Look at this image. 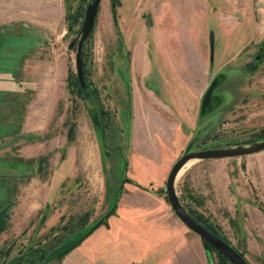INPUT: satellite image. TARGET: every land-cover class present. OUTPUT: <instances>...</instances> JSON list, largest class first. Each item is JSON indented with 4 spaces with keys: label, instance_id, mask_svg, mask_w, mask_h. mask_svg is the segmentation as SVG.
<instances>
[{
    "label": "rangeland",
    "instance_id": "obj_1",
    "mask_svg": "<svg viewBox=\"0 0 264 264\" xmlns=\"http://www.w3.org/2000/svg\"><path fill=\"white\" fill-rule=\"evenodd\" d=\"M88 1L0 0V30L6 34L0 111L24 114L21 132L41 137L1 147L2 138L22 136L3 135L0 161L33 159L35 170V160L46 157L43 175L33 172L17 183L0 233V264L18 256L20 264H38L31 248L51 251L72 240L112 206L120 188L115 212L46 264H231L180 221L165 182L192 138L193 150L247 145L264 129V0H118L115 18L111 1L101 0L83 44L84 81L93 97L79 98L67 76H77L75 54ZM184 41L204 58L195 54L191 67L183 64ZM215 79L201 113L202 100L193 95L203 98ZM143 86L163 105L146 106L148 123L139 117L134 125L132 93L146 91ZM35 108L41 116L33 125L29 114ZM159 112L181 124L161 127ZM70 125L74 139L67 141ZM175 189L184 206L220 225L250 264H264V150L192 159Z\"/></svg>",
    "mask_w": 264,
    "mask_h": 264
},
{
    "label": "water",
    "instance_id": "obj_2",
    "mask_svg": "<svg viewBox=\"0 0 264 264\" xmlns=\"http://www.w3.org/2000/svg\"><path fill=\"white\" fill-rule=\"evenodd\" d=\"M101 0H89L86 6L84 18L82 21V25L80 28L81 36L77 42V49L75 54V65H76V73L81 83L82 87H85L84 81V71H83V44L91 32L95 19L98 12V7L100 5ZM6 34L3 30H0V49L2 48L5 42ZM209 43H210V61H213V53H214V33L210 32L209 35ZM75 45V41H71L69 43V47L72 48ZM217 84V80H213L208 88L206 89L202 102H201V113L204 112L205 107L211 100V92L215 85ZM96 120V118H95ZM195 138H192L189 144L186 146L183 154L179 157V159L173 164L171 167L167 179L165 182V196L170 204V207L180 219V221L194 233H196L199 237L204 239L209 245L212 246L218 253L224 256L231 264H250L243 255L240 254L232 245L223 240L220 236L212 232L210 229L199 223L195 220L187 211V209L182 204L180 197L178 196L175 189V181L176 177L180 171V169L192 159L198 160H209V159H218V158H226V157H240L249 155L252 153H256L264 150V139L253 141L247 145H236L230 147H215V148H203L193 150ZM13 202L5 205L0 209V233L5 229L7 218L6 213L8 209L12 206ZM49 255L40 261L38 264H46L49 259Z\"/></svg>",
    "mask_w": 264,
    "mask_h": 264
},
{
    "label": "trees",
    "instance_id": "obj_3",
    "mask_svg": "<svg viewBox=\"0 0 264 264\" xmlns=\"http://www.w3.org/2000/svg\"><path fill=\"white\" fill-rule=\"evenodd\" d=\"M110 1H111V6H112V14H113V17L115 18V7L119 4V1L118 0H110ZM78 12L79 10H77L76 13L74 14V19L76 20L79 18L78 16H80L81 14ZM72 16L73 15H71L68 9V14L66 15V19L69 20L70 18H72ZM16 42H21V39L20 38L14 39L13 42H11L10 44L14 45ZM84 56L85 55H84V50H83V57ZM67 83H68L67 86L70 89V92L72 93L74 92L77 95V97L79 98L93 97V92H90L91 86L87 85L85 87H82L81 83L79 82L78 77L75 76V74H69L67 76ZM73 130H74V126L70 125L68 128V132H67V141H72L74 139ZM9 133L10 131L8 132L6 131L5 128L0 127V138L3 137V135L9 134ZM24 136L26 138H29V137L37 138V139L41 138L39 135H36V134H25ZM262 139H264V129L256 133V137L253 140L257 141V140H262ZM236 144L237 143L232 144V145H236ZM35 161L39 162V166L36 167L35 170L33 169V165H34L33 159L17 158V159L10 160V161L9 159H7L6 161H3V160L0 161V163L2 164L0 167L4 168L5 170L0 173L1 175L0 176L1 177L0 178V209L4 207L7 203H10L12 201V198L16 193L17 183L19 182V180H23L24 178H27L29 175L33 174V172L40 173L42 175H43V172H46L44 169L45 166H43L45 165L46 157L45 156L39 157ZM31 168H32V171H31ZM12 169H14L15 172H11ZM120 192H121V188L120 190H118L117 196L115 197L112 206L99 219H97L95 222L87 226L83 232L79 233V235L74 237L72 240L66 242L64 245L61 244L57 246L51 251H46L45 249L39 248V247H33L30 249V251L37 252L39 256V262L45 259L48 255L50 256V259L53 258V259L59 260L60 258H62L63 255L67 254L71 249H73L77 244H79L87 235H89L97 226L105 222L107 218L115 212V208L117 205V201L119 199ZM192 198L196 201L197 205L201 206L203 204V200L199 201L194 196ZM184 207L187 209L188 213L195 220H197L199 223H201L202 225L210 229L212 232H214L215 234H217L223 240H225L227 243L230 244L229 240H227L225 235L222 233L220 225L214 224L201 211L197 210L196 207L194 208H191L189 206H184ZM87 218H88V215L81 217L82 222L85 223L87 221ZM201 240L205 248H207L208 250H214L222 260H226L224 256H222L214 248H212V246L209 245L204 239L201 238ZM240 254L243 255L242 252H240ZM20 260H21V257L19 256V257L9 260L7 264H16V263L20 264L21 263Z\"/></svg>",
    "mask_w": 264,
    "mask_h": 264
},
{
    "label": "crops",
    "instance_id": "obj_4",
    "mask_svg": "<svg viewBox=\"0 0 264 264\" xmlns=\"http://www.w3.org/2000/svg\"><path fill=\"white\" fill-rule=\"evenodd\" d=\"M183 44H184L183 45V48L185 50V54H183L184 55L185 62L183 64L184 65H188L189 67H191L193 65L190 64L189 62H190V60H193L194 59V56L197 53L194 54L193 49L190 47L191 45H189L190 44L189 41H184ZM197 56L199 57L200 60H203L204 59L201 56V54L200 55L197 54ZM143 58L140 61H138V62H141V64L144 61L146 62V60H144ZM149 66L150 65L148 63L146 67H149ZM147 71H148V69H147ZM143 88L146 91L142 90V88H137L138 89V91H137L138 93L136 94L135 91H133L134 93H132V94H134V99H133V103H134V114H133V117H134V125L136 124L137 118H139V117H142L143 120L148 123V121H149V115L150 114L147 115L148 112H146V110H145L146 109V106L149 107V108H152L153 110H155L156 108L154 107V104H152V103L155 102V101L161 103L159 101V99H157V97H156V95H155V93L153 92L152 89H150L149 87L146 88L145 86H143ZM193 96L196 98V101H198V102H200L202 100V98L201 97H197V95H193ZM149 100H151V101H149ZM194 107H195V105L192 106L191 109H194ZM7 112L8 113L6 114V111H0V118H1L0 119V124H7V126L5 127V129L8 132L10 131V133L12 132L11 134H14L15 135L16 131H18V133H20L22 136H19V135L18 136H8V139L7 140H5V138L7 136L4 137V138H2L1 139V141H2L1 143L3 144V146H1V147H4V146L5 147H9V146H12V145L16 144L18 142V140H20L21 138H25L26 139V137L24 135L27 134V133L21 132L23 120L25 118V117L23 118V115L24 114H22L21 116L17 117V111H13L12 113H9L10 111H7ZM29 115H30V121L34 125L38 121V119L40 118L41 112L38 110V108H35V109H32V111L30 112ZM36 115H38V118L37 119H35V116ZM5 117L6 118H9L7 120H10L12 118V121L11 120L10 121L4 120L3 118H5ZM158 118H159V122H160V126L161 127H165V125H166L165 123H170V121H173V120H170L169 118H167L168 120H165L161 116L160 112L158 113ZM161 120H163V121H161ZM156 121L158 122V120H156ZM180 124L181 123L179 122V120L178 119H175L173 121L172 130L174 128H177ZM167 127H169V126H167ZM167 127H166V129H167ZM19 129H20V131H19ZM160 139L163 140V138H159V140ZM164 141H165V139H164ZM6 158H8V157H6ZM10 160L11 159H9V161ZM3 161H6V160H3Z\"/></svg>",
    "mask_w": 264,
    "mask_h": 264
},
{
    "label": "bare ground",
    "instance_id": "obj_5",
    "mask_svg": "<svg viewBox=\"0 0 264 264\" xmlns=\"http://www.w3.org/2000/svg\"><path fill=\"white\" fill-rule=\"evenodd\" d=\"M190 162H191V160H189L181 169H180V171H179V173H178V175H180L181 173H182V171L184 170V168L188 165V164H190ZM177 175V176H178Z\"/></svg>",
    "mask_w": 264,
    "mask_h": 264
},
{
    "label": "flooded vegetation",
    "instance_id": "obj_6",
    "mask_svg": "<svg viewBox=\"0 0 264 264\" xmlns=\"http://www.w3.org/2000/svg\"><path fill=\"white\" fill-rule=\"evenodd\" d=\"M85 86H86V85H85ZM18 257H19V256H18ZM13 258H16V257H13ZM13 258H11V259H13ZM11 259H10V260H11ZM8 262H9V261H8Z\"/></svg>",
    "mask_w": 264,
    "mask_h": 264
}]
</instances>
